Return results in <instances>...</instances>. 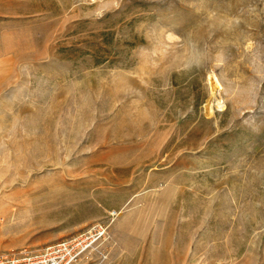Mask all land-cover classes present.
Returning a JSON list of instances; mask_svg holds the SVG:
<instances>
[{
    "label": "rangeland",
    "instance_id": "374dc122",
    "mask_svg": "<svg viewBox=\"0 0 264 264\" xmlns=\"http://www.w3.org/2000/svg\"><path fill=\"white\" fill-rule=\"evenodd\" d=\"M95 222L73 264H264V0H0V252Z\"/></svg>",
    "mask_w": 264,
    "mask_h": 264
},
{
    "label": "built area",
    "instance_id": "2783aa9c",
    "mask_svg": "<svg viewBox=\"0 0 264 264\" xmlns=\"http://www.w3.org/2000/svg\"><path fill=\"white\" fill-rule=\"evenodd\" d=\"M106 229L105 223L95 222L79 233L48 244L40 250L0 252V264H73L96 248L106 236Z\"/></svg>",
    "mask_w": 264,
    "mask_h": 264
}]
</instances>
